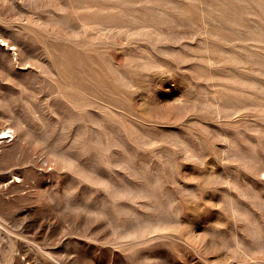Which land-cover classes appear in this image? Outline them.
I'll use <instances>...</instances> for the list:
<instances>
[{
    "label": "rangeland",
    "instance_id": "obj_1",
    "mask_svg": "<svg viewBox=\"0 0 264 264\" xmlns=\"http://www.w3.org/2000/svg\"><path fill=\"white\" fill-rule=\"evenodd\" d=\"M2 131L0 264H264V0H0Z\"/></svg>",
    "mask_w": 264,
    "mask_h": 264
},
{
    "label": "bare ground",
    "instance_id": "obj_2",
    "mask_svg": "<svg viewBox=\"0 0 264 264\" xmlns=\"http://www.w3.org/2000/svg\"><path fill=\"white\" fill-rule=\"evenodd\" d=\"M9 132V131H8ZM10 136V133L7 134V131L0 132V139H4Z\"/></svg>",
    "mask_w": 264,
    "mask_h": 264
}]
</instances>
